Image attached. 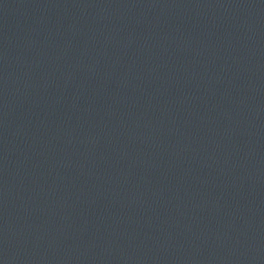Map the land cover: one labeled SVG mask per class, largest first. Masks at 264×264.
Returning <instances> with one entry per match:
<instances>
[{
  "label": "water",
  "instance_id": "obj_1",
  "mask_svg": "<svg viewBox=\"0 0 264 264\" xmlns=\"http://www.w3.org/2000/svg\"><path fill=\"white\" fill-rule=\"evenodd\" d=\"M0 264H264V0H0Z\"/></svg>",
  "mask_w": 264,
  "mask_h": 264
}]
</instances>
